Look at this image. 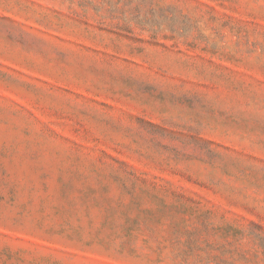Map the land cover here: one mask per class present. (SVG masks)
Instances as JSON below:
<instances>
[{
  "label": "rangeland",
  "instance_id": "rangeland-1",
  "mask_svg": "<svg viewBox=\"0 0 264 264\" xmlns=\"http://www.w3.org/2000/svg\"><path fill=\"white\" fill-rule=\"evenodd\" d=\"M0 264H264V0H0Z\"/></svg>",
  "mask_w": 264,
  "mask_h": 264
}]
</instances>
